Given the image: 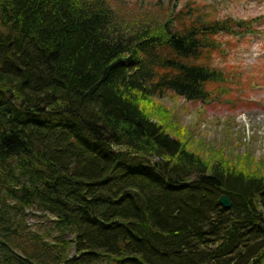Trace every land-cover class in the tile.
Masks as SVG:
<instances>
[{"label": "trees", "instance_id": "16d2710c", "mask_svg": "<svg viewBox=\"0 0 264 264\" xmlns=\"http://www.w3.org/2000/svg\"><path fill=\"white\" fill-rule=\"evenodd\" d=\"M113 5L0 0V264H264V161L196 153L160 103L248 108L213 57L251 20Z\"/></svg>", "mask_w": 264, "mask_h": 264}, {"label": "rangeland", "instance_id": "374dc122", "mask_svg": "<svg viewBox=\"0 0 264 264\" xmlns=\"http://www.w3.org/2000/svg\"><path fill=\"white\" fill-rule=\"evenodd\" d=\"M113 8L123 21L137 23L139 18L146 20L167 17L166 12L185 9L190 3L194 7L208 10L210 15L222 19L249 21V29L234 34L217 37L221 48L215 54L213 64L229 72L242 90L234 91L245 108L228 107V98L215 96L211 102H187L181 98L168 97L160 101L169 111L176 113L179 126L193 130L194 147L190 149L206 157L218 150L226 157L250 155L255 161H264V0H113ZM173 9V10H172ZM118 16V15H117ZM146 16V17H144ZM155 18V19H156ZM160 22H164L159 20ZM224 66L229 67L226 69ZM220 100H222L220 102ZM201 142L205 147L199 144ZM235 161V160H232ZM195 178V177H194ZM193 178V179H194ZM196 179V178H195ZM194 179V180H195ZM28 228L39 234L56 236L53 220L39 211H26ZM64 237V236H62ZM72 237L71 235L67 236ZM72 254V253H71Z\"/></svg>", "mask_w": 264, "mask_h": 264}, {"label": "water", "instance_id": "95a60500", "mask_svg": "<svg viewBox=\"0 0 264 264\" xmlns=\"http://www.w3.org/2000/svg\"><path fill=\"white\" fill-rule=\"evenodd\" d=\"M10 98H13V95H10ZM22 105V103L20 104V106ZM218 204L223 208V209H229L231 207V202L228 199L227 196L222 195L220 196V198L218 199Z\"/></svg>", "mask_w": 264, "mask_h": 264}]
</instances>
